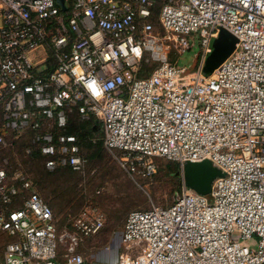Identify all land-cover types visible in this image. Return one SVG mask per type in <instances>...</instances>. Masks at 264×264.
Instances as JSON below:
<instances>
[{
  "label": "built area",
  "instance_id": "obj_1",
  "mask_svg": "<svg viewBox=\"0 0 264 264\" xmlns=\"http://www.w3.org/2000/svg\"><path fill=\"white\" fill-rule=\"evenodd\" d=\"M63 4L0 0V152L10 150L0 153V264H83L75 245L100 228L102 212L84 206L58 232L14 150L26 136L23 151L35 150L46 170L81 171L75 134L60 130L72 114L100 125L129 174L151 175L158 158L180 172L206 158L219 171L210 200L181 174L167 205L128 210L111 264H264V0ZM219 27L235 41L204 73ZM194 35L189 65L168 58Z\"/></svg>",
  "mask_w": 264,
  "mask_h": 264
},
{
  "label": "rangeland",
  "instance_id": "obj_2",
  "mask_svg": "<svg viewBox=\"0 0 264 264\" xmlns=\"http://www.w3.org/2000/svg\"><path fill=\"white\" fill-rule=\"evenodd\" d=\"M196 36L189 49L180 53L170 50L169 59L189 65L197 50ZM41 53V52H40ZM90 146H81L87 162L81 171L68 167L46 170L41 160L32 159L15 149L19 159L26 161L22 168L34 182L38 192L48 202L56 230L70 229L72 218L87 205L103 214L100 228L85 236L74 250L83 256V264H111L121 250V228L125 214L132 208L167 205L181 185L179 169L167 168L168 160L158 158L155 172L147 177L127 173L119 163L120 152L106 148L101 142V128L97 124L90 136ZM30 160V162H29ZM210 200L209 191L202 194ZM6 237L0 236V249ZM67 242L57 245V261L63 260Z\"/></svg>",
  "mask_w": 264,
  "mask_h": 264
},
{
  "label": "water",
  "instance_id": "obj_3",
  "mask_svg": "<svg viewBox=\"0 0 264 264\" xmlns=\"http://www.w3.org/2000/svg\"><path fill=\"white\" fill-rule=\"evenodd\" d=\"M60 9H64L63 0H55ZM235 37L223 27H219L215 36L210 39V50L206 53L201 71L208 73L232 49ZM219 173L218 169L206 159L186 160L181 166L183 182L197 193L209 191L211 180Z\"/></svg>",
  "mask_w": 264,
  "mask_h": 264
},
{
  "label": "trees",
  "instance_id": "obj_4",
  "mask_svg": "<svg viewBox=\"0 0 264 264\" xmlns=\"http://www.w3.org/2000/svg\"><path fill=\"white\" fill-rule=\"evenodd\" d=\"M154 15L152 16V20H154V18H155ZM96 126L97 125L91 124L90 121L80 120L77 117H75V115L72 114L70 116L67 124L64 127H62L60 130L64 131V132H71V133L75 134V136L78 140V143L80 145V148H81V146L86 147V146L91 145L90 144V141H91L90 136L93 133V131H95ZM26 144H28V139L26 136H24L22 139H20L18 142H16L15 149L18 147L17 151L21 150V152H22L24 150L23 148L26 146ZM0 153L6 154L7 156L10 157V150H8V149H5V150L1 151ZM24 154L26 156H30L32 159L41 160V163H42L41 156L35 150H31V152L28 154H26L24 152ZM20 160L23 162V164L26 162V161H23L22 159H20ZM29 162H30V160H29ZM166 166L168 169H171V171H173L175 169H179L177 163L174 161H169V163H167ZM0 236L6 237V239L8 238L7 236H5L3 234H0Z\"/></svg>",
  "mask_w": 264,
  "mask_h": 264
}]
</instances>
